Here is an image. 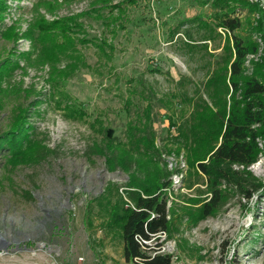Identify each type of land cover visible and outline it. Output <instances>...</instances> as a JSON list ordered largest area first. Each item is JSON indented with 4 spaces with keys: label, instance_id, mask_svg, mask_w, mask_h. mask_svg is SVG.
Here are the masks:
<instances>
[{
    "label": "rangeland",
    "instance_id": "1",
    "mask_svg": "<svg viewBox=\"0 0 264 264\" xmlns=\"http://www.w3.org/2000/svg\"><path fill=\"white\" fill-rule=\"evenodd\" d=\"M52 1H0V264H137L124 257L119 216L132 205L129 173H144L135 163L130 172L108 165L100 150L107 139L126 143L128 123L149 101L162 153H142L144 176L171 170V223L148 251L160 244L172 264H264V138L250 174L221 179L220 209L197 220L209 177L184 149L168 152L173 122L192 96H205L226 43L212 0L125 1L116 20L94 0ZM247 1L235 0L232 14L242 21L234 33L260 44L249 72L264 56V0ZM84 11L65 50L61 34H41L43 18ZM19 124L27 135L9 147L4 139Z\"/></svg>",
    "mask_w": 264,
    "mask_h": 264
},
{
    "label": "trees",
    "instance_id": "2",
    "mask_svg": "<svg viewBox=\"0 0 264 264\" xmlns=\"http://www.w3.org/2000/svg\"><path fill=\"white\" fill-rule=\"evenodd\" d=\"M0 1L3 8L7 7L3 0ZM70 1L52 2L62 6ZM113 1L93 2L108 5L111 19L116 20L126 9L125 1L134 0H120L115 3ZM234 3L235 0L211 2V6L217 9L211 13L216 19V25L228 33L226 43L204 83L205 96L203 93L192 96L189 100L190 109L182 114L178 121L173 122L174 125L176 123L173 139L177 145L168 148V152L176 150L178 153L184 149L188 164L209 177L210 196L196 208L195 220L208 217L220 209L222 196L219 181H231L238 173L249 175L247 168L256 162L263 152L260 139L264 138V56L253 63L252 71L247 72L248 56L257 54L260 44L257 40L234 33L242 25L241 19L232 14L236 9ZM115 10L118 11L117 14ZM88 13L84 11L52 20L43 18L41 34H61L62 47L65 50L66 46L74 42V32L81 26L79 17ZM142 85L147 95L154 96L150 87L144 82ZM184 95L187 97L188 93ZM154 119L153 103L149 101L142 107L139 117L128 123L126 143L115 141L114 138L107 139L106 145L103 146L104 151H100L106 156L108 165L120 163L122 168L130 172L134 166L132 163H135V169L145 175L148 163L142 159V153L149 152L159 157L162 153L156 143ZM17 129L4 139L7 146L18 145L22 137V133L19 136L18 131L23 132L24 125L19 124ZM26 135L27 133H23L22 138ZM144 175L129 173L130 184L127 192L132 205L124 207L119 216L124 257L126 261L137 264H172L171 254L156 252L160 249V244L155 253L148 251L153 248L149 240L170 232V210L165 190L170 183L165 179L171 175V170L165 166L156 176ZM138 237L148 242H140Z\"/></svg>",
    "mask_w": 264,
    "mask_h": 264
},
{
    "label": "built area",
    "instance_id": "3",
    "mask_svg": "<svg viewBox=\"0 0 264 264\" xmlns=\"http://www.w3.org/2000/svg\"><path fill=\"white\" fill-rule=\"evenodd\" d=\"M140 242H148L147 240H144L143 238H140L139 239V237L137 238ZM156 252H162V250L161 249H158ZM155 253V252H154Z\"/></svg>",
    "mask_w": 264,
    "mask_h": 264
}]
</instances>
